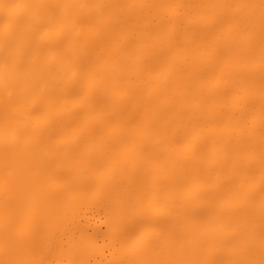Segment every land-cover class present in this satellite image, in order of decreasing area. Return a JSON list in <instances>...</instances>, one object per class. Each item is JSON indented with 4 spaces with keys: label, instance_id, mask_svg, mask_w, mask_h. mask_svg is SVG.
<instances>
[{
    "label": "bare ground",
    "instance_id": "obj_1",
    "mask_svg": "<svg viewBox=\"0 0 264 264\" xmlns=\"http://www.w3.org/2000/svg\"><path fill=\"white\" fill-rule=\"evenodd\" d=\"M0 264H264V0H0Z\"/></svg>",
    "mask_w": 264,
    "mask_h": 264
}]
</instances>
